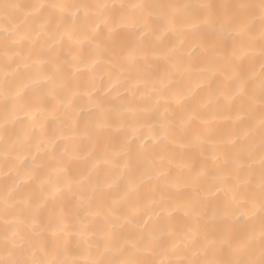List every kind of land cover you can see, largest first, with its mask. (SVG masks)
I'll return each instance as SVG.
<instances>
[{
    "label": "bare ground",
    "instance_id": "obj_1",
    "mask_svg": "<svg viewBox=\"0 0 264 264\" xmlns=\"http://www.w3.org/2000/svg\"><path fill=\"white\" fill-rule=\"evenodd\" d=\"M264 261V0H0V264Z\"/></svg>",
    "mask_w": 264,
    "mask_h": 264
},
{
    "label": "snow or ice",
    "instance_id": "obj_2",
    "mask_svg": "<svg viewBox=\"0 0 264 264\" xmlns=\"http://www.w3.org/2000/svg\"><path fill=\"white\" fill-rule=\"evenodd\" d=\"M111 264H141V262L129 259L113 261ZM224 264H233V262H224ZM236 264H254V262H236ZM261 264H264V261H261Z\"/></svg>",
    "mask_w": 264,
    "mask_h": 264
}]
</instances>
